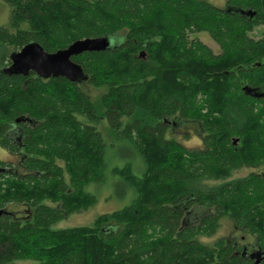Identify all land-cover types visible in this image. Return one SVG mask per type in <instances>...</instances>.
Segmentation results:
<instances>
[{
  "label": "trees",
  "instance_id": "16d2710c",
  "mask_svg": "<svg viewBox=\"0 0 264 264\" xmlns=\"http://www.w3.org/2000/svg\"><path fill=\"white\" fill-rule=\"evenodd\" d=\"M3 1L0 146L18 160H0V264H255L233 240L199 237L226 217L248 226L264 252V173L232 177L264 165V35L252 34L264 30V0ZM102 36L116 45L72 57L86 83L104 88L96 101L62 76L4 71L31 41L54 52ZM103 118L141 159L110 168L133 198L92 225L54 228L98 201L86 187L106 181ZM170 119L197 123L204 147L167 137ZM110 222L119 229L106 234Z\"/></svg>",
  "mask_w": 264,
  "mask_h": 264
},
{
  "label": "rangeland",
  "instance_id": "374dc122",
  "mask_svg": "<svg viewBox=\"0 0 264 264\" xmlns=\"http://www.w3.org/2000/svg\"><path fill=\"white\" fill-rule=\"evenodd\" d=\"M217 6L224 7L225 0H206ZM10 6L0 0V25L1 26H9V17H10ZM123 32H120L118 36H122ZM253 36L256 38L264 35V30L262 26L256 27L253 31ZM204 44L209 46L214 52L218 51V47L213 42V40L209 37V35L205 32H200L195 34ZM80 86L82 90L89 95V97L96 101L100 95L104 92L103 87H94L85 81L80 82ZM106 119H102L100 124L98 125V130L102 132L104 141L106 143V181L100 184H90L86 187V190L92 194H94L98 201L95 205L89 207L87 210L73 213L66 219L61 220L57 224H55L54 228H64V227H72V226H89L93 224L94 219L102 213L111 212L115 209H119L127 204L133 198V194L125 191V185L117 179V177L112 176L110 173V168L114 165H123L125 162L130 161L135 167L136 163L132 161V158H139L137 154H134L132 149L128 147L126 144L113 140V135L109 132L107 128ZM167 137H173L182 145H184L188 149H202L204 147L203 142V132L200 129L199 125L194 122H173L172 119L169 120V129L166 134ZM132 157V158H131ZM0 160L12 161L16 162L18 160V156L15 154H11L6 149L0 146ZM141 160V159H140ZM138 163V160H137ZM264 169V166L251 168V167H241L239 169H235L232 172V177H241L248 174L251 171H261ZM138 174L139 172L136 171ZM209 185L215 184V181L205 182ZM7 211L12 212L14 215L24 217L27 215V210L24 206L11 204L6 207ZM234 222L229 218H222L220 221L219 228L216 233L210 237L201 236L199 240L203 243L212 244L219 237L228 238L230 235L234 236L235 226ZM119 229V225L114 222H110L104 226V233L110 234L112 232H116ZM239 235V232H237ZM17 264H36L35 261L31 259L19 260Z\"/></svg>",
  "mask_w": 264,
  "mask_h": 264
},
{
  "label": "water",
  "instance_id": "95a60500",
  "mask_svg": "<svg viewBox=\"0 0 264 264\" xmlns=\"http://www.w3.org/2000/svg\"><path fill=\"white\" fill-rule=\"evenodd\" d=\"M246 13L254 14L250 10L246 11ZM111 37L78 39L67 47L54 52H47L40 44L31 41L21 49L11 53V64L4 71L22 75H27L30 71H33L41 78L62 76L73 82L86 81L87 76L84 74L81 65L73 61L72 57L85 51H100L113 48ZM244 88L247 89V87ZM248 91L251 92V90ZM20 121L31 120L23 117L16 118V122Z\"/></svg>",
  "mask_w": 264,
  "mask_h": 264
},
{
  "label": "flooded vegetation",
  "instance_id": "af4514ba",
  "mask_svg": "<svg viewBox=\"0 0 264 264\" xmlns=\"http://www.w3.org/2000/svg\"><path fill=\"white\" fill-rule=\"evenodd\" d=\"M117 38L115 36L111 37V42L113 45H116ZM264 165L257 166L261 167ZM256 168V167H251ZM252 172V171H251ZM256 173H264V169L261 171H253ZM264 205V204H263ZM236 232H234V236L230 235L228 240H233L236 246L235 254H239L242 258L246 260L253 261L255 264H260L264 259V252L259 248L256 244V236L255 234L249 229L248 226L237 224L234 225ZM239 232V235L237 234ZM259 261V262H257Z\"/></svg>",
  "mask_w": 264,
  "mask_h": 264
}]
</instances>
